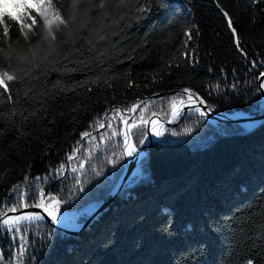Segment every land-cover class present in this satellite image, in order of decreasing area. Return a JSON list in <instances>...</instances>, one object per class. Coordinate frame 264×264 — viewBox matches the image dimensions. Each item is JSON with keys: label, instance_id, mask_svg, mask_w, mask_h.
Returning a JSON list of instances; mask_svg holds the SVG:
<instances>
[{"label": "trees", "instance_id": "trees-1", "mask_svg": "<svg viewBox=\"0 0 264 264\" xmlns=\"http://www.w3.org/2000/svg\"><path fill=\"white\" fill-rule=\"evenodd\" d=\"M60 3L63 6L58 10L65 19L72 17L70 27L61 28L65 37L77 35L75 26L83 24L88 31L79 32L78 39L85 34L96 37L99 32L107 40L100 41L91 55L85 46L86 66L63 62L61 46V62L41 71L38 82L30 79L35 72L24 75L31 64L18 57L31 58L35 51V59L42 58L51 38L37 44L25 28L31 42L26 43L23 35L17 38L10 23V38L0 52V70L15 73L18 79L9 82L12 101L5 94L0 103V126L5 129L0 135V209L12 198L15 185L27 190L35 181L46 194L62 201L61 216L81 214L77 219L84 224L94 212L83 213L93 204L97 210L125 171L124 141L119 134L123 127L111 112L153 95L189 88L217 112L263 114L258 108L259 80L254 76L264 68L250 70L248 60H264V0H165L163 7L151 4L146 13L137 11L146 0H105L103 9L97 8V0ZM229 18L236 33L230 30ZM56 34L59 42L60 33ZM237 36L239 47L234 43ZM185 50L187 59L182 54ZM101 77H107V83L103 79L94 82ZM57 80L69 86L81 83L73 91H57L55 100L47 99L45 112L39 103H25L28 89L46 86L51 90ZM173 99L178 107L186 98L149 99L137 114L144 111L151 119L155 112L170 121ZM21 105L29 111L36 108L38 114L25 122L19 115ZM105 112L110 113L108 117ZM129 115L124 112L125 117ZM136 119L133 115L132 120ZM101 123L111 127L100 128ZM85 130L94 139L82 140L80 155L67 161L65 154ZM143 131L147 135V127ZM137 132L132 130L131 141H137ZM161 141L171 142L152 146L145 160L146 178L132 183L139 165L107 212L79 236L65 234L45 221L30 227L26 239L36 254L31 264H244L248 258L264 264V124L249 131L240 124L218 123L189 112ZM82 160L83 169L71 173ZM60 163L68 168L64 182L36 180L54 175ZM70 189L74 192L71 198ZM165 207L173 220L169 234L160 231L168 219L161 212ZM188 224L193 226L191 233L184 231ZM48 231L52 232L51 243L41 247ZM109 234L113 242L103 247ZM15 247L11 234L1 228L0 264H8L10 252L15 257ZM23 264H30L27 256Z\"/></svg>", "mask_w": 264, "mask_h": 264}, {"label": "snow or ice", "instance_id": "snow-or-ice-1", "mask_svg": "<svg viewBox=\"0 0 264 264\" xmlns=\"http://www.w3.org/2000/svg\"><path fill=\"white\" fill-rule=\"evenodd\" d=\"M255 2H259V0H255ZM165 0H146L145 4L139 5L137 7V11L140 13H146L151 11V4H155L157 7H163ZM58 6L62 7L63 5L60 3V0H56L55 4L53 0H0V52L3 51L5 47V41L8 40L9 33H10V23L13 25L15 35L19 38L23 35V38L26 43H31L27 39V32L23 30L26 28L28 31H31L33 36L36 38V43L38 44L41 39L50 37L49 41V50L44 54V56L40 59H35L36 52L33 51L31 53V58L29 57H18V59L26 60L28 64H31V68L28 71H24L25 76H29L30 72H35L36 75L30 76V79L40 81V72L44 71L47 72L50 66H53L61 62V53L58 49L63 46L64 47V54L62 56L63 62L72 63L74 65H84L86 58H84V51L83 49L85 46H88V52L91 55L93 52L97 51L96 45L100 41L107 40L106 35H101L97 32L96 37L89 38L87 34L83 36L77 35L79 32L83 31L87 33V27L83 24L76 25L77 35L69 34L67 37L64 36L63 31L61 28L68 29L70 27L69 20L72 19L70 16L69 19H65V16L60 13L58 10ZM105 6V0H97V8L103 9ZM9 9H12L11 11ZM224 16L227 17L228 13L224 12ZM97 19H99V12H97ZM28 21L25 23V21ZM228 25L230 26V30L232 33H236V28L231 27L232 21L228 19ZM54 29L56 31H54ZM57 32L60 33V41L57 42ZM46 33V35L44 34ZM191 29L188 30L187 37L191 39ZM187 43V41H185ZM234 43L239 47L240 41L238 36L234 38ZM55 45V46H53ZM8 48H11V45H7ZM243 52V50H241ZM103 55V53H100ZM185 58H189V53L185 50L182 53ZM245 59H247V53H243ZM47 61V63H45ZM0 64H3L2 59H0ZM249 69H257V68H264V60H255L251 59L248 60ZM43 66V67H42ZM179 67V65H175ZM4 68L10 67V65H3ZM78 70V69H73ZM23 71V69H22ZM130 71V70H129ZM235 71V70H234ZM226 75V74H225ZM18 77L15 73H10L7 70H0V103L3 102V97L7 94V100L12 101V95L9 93V82L17 80ZM103 79L104 83H107V77L98 78ZM155 79V78H153ZM254 79L259 80L260 83L257 86V91L260 92V96L258 97V108L261 111H264V71H258ZM81 82L77 81L76 84L73 85H63L59 80L52 84V89H47L44 86L43 90L36 89L33 91L32 89H28L24 93L27 100L25 103L41 104V112H45L44 105L47 104V99L55 100L57 99L56 92H65V91H73L74 88L79 85ZM216 89L219 90L220 85L217 84ZM231 87L234 89L236 87V82L234 81ZM91 91V89H89ZM29 92H32V95H29ZM183 93L187 99V106L193 108L195 112L199 113L201 117L207 116L208 112L211 111L210 108L204 110V108L200 106H207V101L199 96L197 93L192 91L189 88H184ZM17 100L16 102H20V95L19 93L16 94ZM180 105L184 106L185 101L181 100ZM200 105V106H197ZM23 108V105H21ZM140 108L139 103H134L130 107H127L124 110H114L111 112L113 118H119L120 125L123 127L122 134L123 141L125 145V150L128 156H133L138 150L142 149L146 143H150L148 141V137L143 131V129L147 126L151 127V133L153 137L159 138L163 137L165 129L163 125L158 120H150L144 116V111L139 112L137 114V109ZM147 109V105L145 106V111ZM75 110V109H74ZM127 111L130 115L125 117L124 112ZM25 112H28V115H25ZM15 115V111L12 113ZM37 109L31 108L29 111L28 108H23V111L19 112V115L23 118L26 122L29 119V116H36ZM110 113L105 112L103 115L108 117ZM182 114L181 110L176 106L175 99L172 100V108H171V117L172 121L175 122ZM132 115H136L137 119L132 120ZM153 116L157 115V113H152ZM3 118V112L0 111V119ZM100 128L104 127H111L110 124L101 123L99 125ZM251 127V125L249 126ZM133 129H137V136L138 139L136 142L130 140V134L132 133ZM5 129L0 126V135L3 134ZM17 131H19L17 129ZM117 130L113 128V135H117ZM172 135H176V133H172ZM81 140L76 142V145L72 148L71 151L65 154V158L67 161H75L77 156L81 153V148L83 145L81 144L82 140L88 139L92 140V133L88 130L82 131L79 133ZM109 139H111L109 137ZM171 141H159V143H169ZM139 145V148H138ZM141 155L144 159L140 162V171L137 174V177L132 181V183L142 182L146 176L145 173L147 171L145 167V160L147 159V154L141 152ZM84 167L83 160L79 164L78 167H72L71 173L76 174ZM68 171L67 165L65 163H60L54 169V175L49 173L46 174L42 178H36V180H49V179H60L61 182L63 181L64 174ZM238 171V170H237ZM75 187V185L73 186ZM79 190L83 191V185H79ZM244 190V189H242ZM12 198L5 202V206L0 209V228H3L6 233L11 234V239L16 241V247L13 250L15 252V257L12 256L10 252L9 255V262L8 264H23V258L27 256L30 264L32 261L35 260V252L31 250L30 242L26 239V233L29 232L30 227L35 226L36 222L44 221L45 215L50 218L52 224L58 223V217L60 216V205L61 200L56 196L52 195L51 193L46 194L42 187L35 183L28 185L27 190H22L20 185H15L11 189ZM31 193V196L29 195ZM74 195L72 189L69 190V198ZM98 207L97 204L91 205L84 213V216H89L93 212H95L96 208ZM29 208L41 209V212L35 211H23L22 209L26 210ZM163 215H166L168 219L165 221L164 225L161 226L160 231L163 234H169L170 229L172 227V214L168 208H163L161 210ZM10 213H21L18 215H10ZM81 214H65L63 217V225L65 228L72 229L74 231H78L83 227V224L77 219V216ZM193 230V226L188 224L185 226L184 231L191 233ZM44 239L41 241V247L46 246L47 243H51V236L52 232L48 231L43 234ZM111 234H109L108 238L104 239L102 242L103 247H108L112 244ZM3 253L0 250V259H2ZM244 264H255L254 258H248L245 260Z\"/></svg>", "mask_w": 264, "mask_h": 264}, {"label": "water", "instance_id": "water-1", "mask_svg": "<svg viewBox=\"0 0 264 264\" xmlns=\"http://www.w3.org/2000/svg\"><path fill=\"white\" fill-rule=\"evenodd\" d=\"M259 83H260V81H258V84ZM169 95H180V96H183L186 98V96L183 93V90L182 91H173V92H168V93H161V94H156V95H153L151 97H148V98L141 100L139 102L140 107L142 106V104L145 101H147L149 99H154V98H159V97L169 96ZM184 101H185L184 106H181V105L178 106V108L181 110L182 114L179 116V118L177 120H175V122H171L172 119L170 121H167L159 115L153 116L150 120H158L163 125V128L165 129V131H164V134H165L168 130L172 129L174 126L179 124L187 116V114L189 112H195V110L193 108L187 106V99H185ZM197 106H200V105H197ZM200 107L204 108V110H207L208 108H210L209 105H207L206 107L205 106H200ZM210 109H211V111L208 112V114H207V116H205V118H207L208 120L214 121V122L240 124V125L245 126L250 131H254V130L260 128L264 124V112L261 115H246L243 112H236V113L232 114V113H221V112H217V111L213 110L212 108H210ZM195 113H197V112H195ZM197 114H199V113H197ZM132 117H133V115H132ZM250 125H251V127H249ZM150 129H151V127L147 126V137H148V141L150 143H146L143 146V148L138 150L133 156H130V157L127 156V152L125 150V145H124V155H125V160H126V166H125V171H124L122 177L120 178L118 183L115 185V187L113 188V190L111 191L109 196L100 204V207L94 212V214L83 224V227L81 229H79L78 231H74L72 229L65 228L64 225L59 223V222L57 224H52L50 221V218H48L46 216V214H44L45 215L44 221L47 224H49L50 226H52L53 228L65 233V234L79 236L87 228H89L94 222H96L99 218H101L107 212L108 208L114 203L117 196L121 193L125 184L127 183L129 178L133 174L134 170L139 166L141 160L144 159V157L141 155V152L146 153L147 156H149V154L151 153L152 146L155 143H158L159 141H161L163 139V137H159V138L153 137L151 132H150ZM23 211H35V212H41L42 213L41 209H35V208H29L26 210L22 209L21 212H23ZM18 214H21V213H10V215H18Z\"/></svg>", "mask_w": 264, "mask_h": 264}, {"label": "bare ground", "instance_id": "bare-ground-1", "mask_svg": "<svg viewBox=\"0 0 264 264\" xmlns=\"http://www.w3.org/2000/svg\"><path fill=\"white\" fill-rule=\"evenodd\" d=\"M150 132H151V129H150ZM151 134H152V133H151ZM152 136H153V135H152ZM127 156H128V155H127ZM128 157H130V156H128ZM139 165H140V164H139ZM127 182H128V181H127ZM58 222L61 223V224H63L61 218H59V217H58Z\"/></svg>", "mask_w": 264, "mask_h": 264}, {"label": "rangeland", "instance_id": "rangeland-1", "mask_svg": "<svg viewBox=\"0 0 264 264\" xmlns=\"http://www.w3.org/2000/svg\"><path fill=\"white\" fill-rule=\"evenodd\" d=\"M63 217H64V215L63 216H61V215L59 216V218H61L62 221H63Z\"/></svg>", "mask_w": 264, "mask_h": 264}]
</instances>
